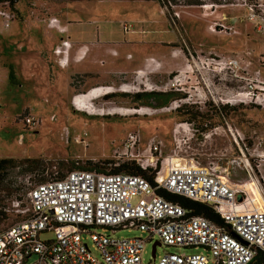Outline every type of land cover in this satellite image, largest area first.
<instances>
[{
    "label": "rangeland",
    "instance_id": "obj_1",
    "mask_svg": "<svg viewBox=\"0 0 264 264\" xmlns=\"http://www.w3.org/2000/svg\"><path fill=\"white\" fill-rule=\"evenodd\" d=\"M198 1H0V10L10 14L8 25L0 14V158L31 160L0 168V230L28 216L27 191L37 182L75 168L110 171L124 162L138 165L130 151L115 158L129 132L139 135L133 155L140 153L148 165V144L160 148L152 156L156 168L148 166L146 175H154L165 158L195 159L264 197V7L258 6L260 0ZM52 16L62 24L70 18V32L48 30ZM52 33L71 41L88 42L97 35L114 42L119 53L115 60L134 67L102 84L111 86L114 96L94 99L92 114L72 101L89 89L65 98L63 72L54 71L40 50L44 35ZM81 79L73 76L67 83L76 85ZM136 93L143 96L136 100ZM28 113L37 120L32 127L22 121ZM76 135L81 142H74ZM140 234L125 228L113 235ZM154 241L146 245L143 264L158 260L153 261ZM85 242L99 258L91 241ZM156 250L159 256L202 249L157 245Z\"/></svg>",
    "mask_w": 264,
    "mask_h": 264
},
{
    "label": "built area",
    "instance_id": "obj_2",
    "mask_svg": "<svg viewBox=\"0 0 264 264\" xmlns=\"http://www.w3.org/2000/svg\"><path fill=\"white\" fill-rule=\"evenodd\" d=\"M258 6L264 7V0ZM249 10L253 13V4ZM0 14L8 25L10 14L1 10ZM47 26L61 34L67 31L56 16L48 18ZM123 29L130 31V26L124 24ZM70 46L71 42L63 39L53 49L61 67L67 64ZM104 87L93 89L105 92ZM22 121L28 127L37 122L30 113ZM72 139L76 143L82 140L79 135ZM122 145L116 159L130 151L141 169L156 168L153 159L150 161L160 151L156 143L151 142L145 150L150 165L140 153L133 155L139 145L137 133L129 132ZM159 189L209 205L223 224L200 215L188 216L180 204L160 196ZM261 197L263 208L245 189L231 185L227 177L195 159L179 164L172 158L161 160L153 183L141 174L75 168L28 188V216L0 230V264H143L142 254L153 240L158 245L202 249L156 256V244L155 264H250L259 253L264 254ZM125 228L138 229L141 234L130 238L113 235ZM85 240L91 241L99 258Z\"/></svg>",
    "mask_w": 264,
    "mask_h": 264
},
{
    "label": "crops",
    "instance_id": "obj_3",
    "mask_svg": "<svg viewBox=\"0 0 264 264\" xmlns=\"http://www.w3.org/2000/svg\"><path fill=\"white\" fill-rule=\"evenodd\" d=\"M68 20H70V18L64 23L67 31L63 34L70 32L69 23L72 20H70V22ZM46 28L48 30H54L58 35L61 34L55 29L49 28L47 23ZM44 36V48H40V50L42 52L44 51L50 62L54 64V71L59 70L63 72L62 76L66 78V91H64L65 98L76 91L87 90L98 85L103 86L102 84L104 83H112V81L116 79L117 74H126L129 69H134V67L127 68L121 66L120 63L115 60L119 55L115 43L111 41L103 42L99 40L97 35L91 38L88 42H79L78 40L71 41L70 36L59 37L54 33ZM63 39L69 40L71 46L68 51L67 64L61 67L56 62L57 57L53 53V49L58 46ZM128 54V52L125 53L126 60H129L132 57H128ZM78 56L79 58H77ZM143 59L144 57L137 65H140L143 62ZM73 76H80L82 79L76 85L67 83V80Z\"/></svg>",
    "mask_w": 264,
    "mask_h": 264
},
{
    "label": "trees",
    "instance_id": "obj_4",
    "mask_svg": "<svg viewBox=\"0 0 264 264\" xmlns=\"http://www.w3.org/2000/svg\"><path fill=\"white\" fill-rule=\"evenodd\" d=\"M1 1V0H0ZM159 1H166V2H172L174 0H159ZM188 4H200L201 1L195 0L193 3L192 0H187ZM198 1V2H197ZM205 1H209L213 4H223V3H227V0H205ZM162 4H165L164 2H161ZM114 96L113 93H109L104 95L105 98H109ZM143 96V93H136L134 95V98L136 100H139L141 97ZM31 162V160L29 159H20L17 160L13 157H3L0 158V168H2L3 166L7 165V164H16V163H20V162ZM86 170H93L92 168H88V167H83ZM110 172H126V173H132V174H141L143 176H146V178L153 183V173L150 175H146L145 170L141 169L138 165H136L134 162H124L114 168H112L110 170ZM158 194L160 196H162L163 198H165L166 200L172 201V202H176L178 204H180L183 208H185L188 211V216H203L205 218H207L208 220H210L211 222H214L215 224L218 225H222L223 224V220L221 219V217L219 216L218 213H216L209 205L202 203V202H198V201H193L191 199H188L184 196L181 195H177L174 193H170L164 189H159ZM264 261V254L263 253H259L256 257H255V261L251 264H257L259 262Z\"/></svg>",
    "mask_w": 264,
    "mask_h": 264
},
{
    "label": "bare ground",
    "instance_id": "obj_5",
    "mask_svg": "<svg viewBox=\"0 0 264 264\" xmlns=\"http://www.w3.org/2000/svg\"><path fill=\"white\" fill-rule=\"evenodd\" d=\"M104 88L106 90L105 92H98V90H96V89H89L85 93H81L80 95H78L74 98L73 104L75 105V107L77 109L82 110V111L84 110V111L92 114L94 112L92 101L96 98L102 97L103 95H105V94H107L113 90V88L111 86H106ZM236 101H240V99H237ZM112 111H118L120 113H128V114H134V113L142 114L145 112V110H143V109H132V108H123V109L122 108H118V109L114 108V109H112ZM152 159L153 158H151L150 161ZM169 159H171V157ZM172 159H173V162L178 163V164L183 162V160H181L180 158H177V157H172ZM229 182L231 185H233L237 188L245 189L250 195H252L255 204L258 207L263 208L262 197L261 196L257 197L256 193L253 190H250V187H251L250 185H247L244 182L241 186L238 187V186L234 185L231 180H229Z\"/></svg>",
    "mask_w": 264,
    "mask_h": 264
},
{
    "label": "water",
    "instance_id": "obj_6",
    "mask_svg": "<svg viewBox=\"0 0 264 264\" xmlns=\"http://www.w3.org/2000/svg\"><path fill=\"white\" fill-rule=\"evenodd\" d=\"M237 199L238 200H241V196H237ZM158 245L159 243L158 242H156V243H154L153 245H152V256L154 257V254H155V245Z\"/></svg>",
    "mask_w": 264,
    "mask_h": 264
}]
</instances>
